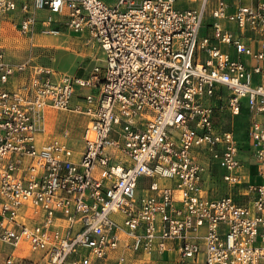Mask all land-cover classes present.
<instances>
[{
	"label": "built area",
	"instance_id": "2783aa9c",
	"mask_svg": "<svg viewBox=\"0 0 264 264\" xmlns=\"http://www.w3.org/2000/svg\"><path fill=\"white\" fill-rule=\"evenodd\" d=\"M0 19L100 52L79 76L0 44V264H264V0H0ZM243 108L241 141L214 118ZM46 109L87 116L81 148L40 137Z\"/></svg>",
	"mask_w": 264,
	"mask_h": 264
},
{
	"label": "rangeland",
	"instance_id": "374dc122",
	"mask_svg": "<svg viewBox=\"0 0 264 264\" xmlns=\"http://www.w3.org/2000/svg\"><path fill=\"white\" fill-rule=\"evenodd\" d=\"M109 3H116L118 0H105ZM227 27L232 25L227 24ZM234 27V26H233ZM208 27L204 28V32ZM0 44L6 49V54L13 61H25L31 59L32 62L45 66H51L56 70L71 75L84 76L91 70L92 66L100 57V52L91 42H87L84 37L73 34L62 33L60 35H36L33 38L22 35L14 25L7 20L0 19ZM226 95V93H223ZM222 101L219 100L218 105ZM264 114L258 116L262 119ZM215 122L221 129H229L241 140L246 139V130L250 122V113L247 108H243L238 114H231L229 111L215 110ZM88 122L85 114L73 110L46 109L44 121V131L40 137L45 140L61 137L67 132L69 137L65 138L68 144L74 149L82 146V133ZM143 184L137 187L140 192ZM227 191V187L218 186L215 191L210 192L212 196L221 195ZM2 249V247H1ZM3 250H10L4 246ZM29 254L33 253L29 251ZM35 254V253H34ZM170 254L166 253L165 258ZM126 264H168L158 261L153 256L144 255L142 252L135 254L128 253Z\"/></svg>",
	"mask_w": 264,
	"mask_h": 264
},
{
	"label": "crops",
	"instance_id": "0c3cea01",
	"mask_svg": "<svg viewBox=\"0 0 264 264\" xmlns=\"http://www.w3.org/2000/svg\"><path fill=\"white\" fill-rule=\"evenodd\" d=\"M74 35V34H73ZM74 36H78V35H74ZM81 37V36H80ZM261 121H264V117H262V119H260ZM238 138V137H237ZM239 139V138H238ZM240 140V139H239ZM253 161H248L246 162V169L248 171H250V178L253 180H259L258 177H256L255 175H253V172H255V167L252 164ZM250 164V165H249ZM169 253L170 256L169 258H165V254ZM147 255V254H144ZM150 256L155 257L156 259H158V261L163 262V263H168V264H186V263H182L179 261V257L178 255H176L175 253H171L170 251H163L162 253H158V252H153L151 254H148Z\"/></svg>",
	"mask_w": 264,
	"mask_h": 264
},
{
	"label": "bare ground",
	"instance_id": "6f19581e",
	"mask_svg": "<svg viewBox=\"0 0 264 264\" xmlns=\"http://www.w3.org/2000/svg\"><path fill=\"white\" fill-rule=\"evenodd\" d=\"M25 246H26V245H25ZM25 248H26V251H29V249H28L27 246H26ZM24 253H25V252H24ZM24 253H23V254H24ZM33 256L35 257V254H34V253H33L30 257H33Z\"/></svg>",
	"mask_w": 264,
	"mask_h": 264
}]
</instances>
